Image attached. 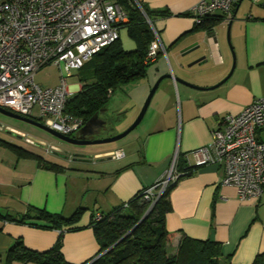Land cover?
<instances>
[{"label": "crops", "instance_id": "1", "mask_svg": "<svg viewBox=\"0 0 264 264\" xmlns=\"http://www.w3.org/2000/svg\"><path fill=\"white\" fill-rule=\"evenodd\" d=\"M198 1L143 0L152 12L150 22L164 47L147 68L145 93L164 73L175 76L200 71L207 74L194 80L203 89H192L170 79L158 84L145 111L147 117L135 147L109 143L93 152H84L87 158H73L82 165V177L78 178V185L72 179L69 187L64 182L66 191H61L59 172L40 168L34 159L18 158L13 150L0 143V214L19 217L29 205L69 216L65 212L68 191L80 193L89 213L84 212L74 224L78 229L63 232L61 251L68 262L81 264L96 255L99 246L89 226L93 213H106L154 185L165 176L175 152L176 169L181 161L184 169L188 163L193 165L188 152L210 142L211 130L221 126L224 115L236 114L255 98L264 96V3L240 12L242 0L234 8L236 13L230 24L232 58L224 34L229 20L222 19L212 28L196 27L189 13ZM124 28L119 31L122 47L126 51L134 50L135 42ZM202 39H206L203 47L181 54L183 48ZM202 56V63L187 67ZM232 65L230 76L216 85L227 76ZM139 107L140 104L134 106L135 113ZM116 149L123 150V157L109 156ZM49 154L43 157L55 163L57 156H61ZM187 169H178L180 176L169 191L171 210L164 219L166 229L175 233L168 243L169 251H175L185 234L219 242L222 254L230 256V264H251L258 252H264V193L258 200L239 199L233 186L221 184L224 168L216 163ZM58 235L57 229L0 218V264H4L5 253L14 240L21 239L28 248L44 251L54 244ZM9 264L34 263L13 261Z\"/></svg>", "mask_w": 264, "mask_h": 264}, {"label": "built area", "instance_id": "2", "mask_svg": "<svg viewBox=\"0 0 264 264\" xmlns=\"http://www.w3.org/2000/svg\"><path fill=\"white\" fill-rule=\"evenodd\" d=\"M237 2L199 0L190 15L195 25L214 15L229 20ZM146 21L153 32L144 58L150 64L164 47L147 16ZM127 22L128 14L117 0H0V107L39 120L61 134L75 133L84 122L64 113L68 99L78 90L67 86V77L118 39ZM47 65L61 70L60 83L54 87L34 81L36 72ZM34 107L39 110L37 117ZM188 153L193 165L187 167L222 165V185L233 186L241 200L260 199L264 193V96L236 114L224 115L221 126L211 130L210 142ZM123 155L122 149L109 153L116 159ZM176 157L177 152L165 176L141 192L143 200L152 204L180 176ZM101 217L95 214V220Z\"/></svg>", "mask_w": 264, "mask_h": 264}, {"label": "trees", "instance_id": "3", "mask_svg": "<svg viewBox=\"0 0 264 264\" xmlns=\"http://www.w3.org/2000/svg\"><path fill=\"white\" fill-rule=\"evenodd\" d=\"M117 1L128 14V22L123 27L136 47L131 51L124 50L118 37L94 53L77 70L75 74L80 88L68 99L64 113L79 118L84 123L106 107L117 87L144 77L151 64H145L144 58L153 38L145 15L152 20V12L147 9L143 0ZM236 5L237 3L234 8ZM222 19H225L222 15H214L196 27L212 28ZM1 142L13 150L18 158L34 159L40 168L54 172L64 170L63 166L46 160L40 154L3 140ZM177 166L178 169L183 168L186 171L189 169L187 166L184 169L182 161ZM174 182L167 185L152 210L142 220H140L142 215L150 206V202L142 199L141 192L144 189L127 201V207H124L123 203L106 213H101L102 217L98 220H95L96 213H93L89 226L99 248L93 260L81 264H230V256L222 254L221 244L210 238L198 239L182 234L175 251H169L168 243L175 233L166 229L164 218L171 210L169 191ZM80 211L78 209L72 215L63 216L61 213H51L28 205L26 213L19 217L9 213L0 214V218L5 220L27 223L37 228L59 230L54 244L44 251L28 248L21 239L14 240L5 253L4 264L13 261L74 264L68 262L62 254V238L66 229L79 228L74 224L80 219ZM251 264H264V252H258Z\"/></svg>", "mask_w": 264, "mask_h": 264}, {"label": "rangeland", "instance_id": "4", "mask_svg": "<svg viewBox=\"0 0 264 264\" xmlns=\"http://www.w3.org/2000/svg\"><path fill=\"white\" fill-rule=\"evenodd\" d=\"M262 3H264V0H243L240 5V12L241 11H247L251 6L252 7H260L262 6ZM239 12V13H240ZM148 24L149 22L146 21ZM125 29V28H124ZM227 32H228V26L224 29L225 38L227 41ZM121 40H122V32H121ZM124 43V42H123ZM228 43V41H227ZM230 44V45H229ZM229 48L231 51V55L233 58V51L230 46L232 45L231 42V27L229 29ZM152 66V64L149 65V67ZM60 77H61V70L55 66V65H47L45 67H42L40 70H38L34 76V81L36 84L42 86V87H54L60 83ZM145 78H141L140 80H137L136 82H131L129 84L121 85L115 89V91L111 94L110 99L108 103L106 104V107L100 111L99 118L103 122V126L99 128V130L91 132L90 133V139H103L106 137H110L116 134L121 133L126 128H128L129 125L135 120L137 117L150 89L146 92L145 86H143V83H145ZM142 83V86L141 84ZM155 83V82H154ZM153 83V84H154ZM80 83L78 82V79L75 75L67 77V86L73 88L75 91L78 89V85ZM153 86V85H152ZM151 86V87H152ZM150 87V88H151ZM251 103V102H250ZM248 103V105L250 104ZM136 104H140V107L137 111V113L134 112L133 108L136 106ZM247 106V105H246ZM147 110V109H146ZM38 107H34L33 109V116L37 117L38 114ZM147 114H144L143 118L141 119L140 123L131 130L127 135L122 137L119 140L108 142V143H97V144H86V145H74V144H68L65 142H62L55 138L54 136L50 135L46 131L39 129L31 124L25 123L23 121L5 116L0 113V124H2L3 127L0 128V140H5L12 142L17 145L23 146L25 149H30L41 156H45L46 153L49 154L52 152H47L46 148L47 146H56L62 150L67 151L68 157L65 158V156H57L58 161H56L60 166L64 167V174L63 172H59V190L66 191V185H64V182L67 183V186L69 187L71 184V179L78 185L79 177H82V172L80 168L82 167L79 162L72 160L73 157L70 156L72 153H77L83 155L84 152H93L95 149H98L101 147V145H107L109 143L114 144H122L124 147H135L134 143H136L137 136L139 135L141 131V127L143 123L146 120ZM10 127L14 133L7 132L6 128ZM122 128V129H121ZM18 133H23L24 136H30L33 139L41 140L44 142V146H39L35 143L29 142L26 140V138H21L18 136ZM74 134V133H73ZM0 143H2L0 141ZM113 145V144H111ZM7 155H12L8 151ZM48 160L51 158L50 154L46 155ZM12 157V156H10ZM64 160H69L70 163L68 164ZM94 161V160H93ZM64 162V163H63ZM83 173V172H82ZM159 189V188H158ZM157 189V190H158ZM69 197L66 204L65 212H68L70 215H72L76 210H81L79 216L85 212L89 213V211L85 208L83 199L81 198L80 193L77 194L76 192H73V190L68 191Z\"/></svg>", "mask_w": 264, "mask_h": 264}, {"label": "water", "instance_id": "5", "mask_svg": "<svg viewBox=\"0 0 264 264\" xmlns=\"http://www.w3.org/2000/svg\"><path fill=\"white\" fill-rule=\"evenodd\" d=\"M241 1L242 0H238L237 6L239 5V3ZM236 9H237V7H236ZM236 9L233 10L232 15H231V17H230V19L228 21V32H227V41H228V43H229L230 24H231V21H232L233 17L235 16ZM206 39H202L200 42H195V43L189 44L188 46H186L185 48H183L181 50V54L187 53V52L192 51L193 49H196V48L203 47V44H204V42H206ZM230 47L232 49V46H230ZM202 61H204V56L192 61L191 63H189L187 65V67H191L195 63H202ZM232 70H233V65H232L229 73L227 74V76L224 79H222L221 81H219L216 85L224 82L226 80V78H228L230 76ZM206 74H207L206 72H200V71L199 72L198 71L197 72H192V71H188V72H184L181 75H175V76H173L170 72L160 75L157 78V80L155 81V83L153 84V86L151 87V89H150V91H149V93H148V95H147V97H146V99H145V101H144V103H143V105H142L137 117L131 123V125H129L128 128H126L121 133L113 135V136H110V137H106V138H103V139H89V138H86L85 135H83L82 137H74L72 135L61 134L59 132H56V131L52 130L51 128H49L48 126H46L44 123L40 122L39 120L22 116L20 114H17L15 112H12V111L7 110V109L2 108V107H0V113L5 115V116H8V117L23 121V122L28 123V124H31V125L39 128V129H42V130L46 131L47 133H49L50 135H52L55 138H57L58 140H60L62 142H65V143H68V144L86 145V144L108 143V142H113V141L121 139L122 137L127 135L131 130H133L140 123L141 119L143 118V116L145 114V111H146V109L148 107V104L150 102V99H151L155 89L157 88L158 84L162 80L170 79V80H172V81H174L176 83L184 84L185 86H187L189 88H192V89L193 88L203 89L204 87H199L198 85H196L194 83V80L202 79V78L205 77ZM93 118H97V120L100 121V125L98 126V128L103 126V122L100 119H98L99 118L98 117V112H96L89 120H92ZM1 127H3L2 124H0V128ZM6 130L9 133H14L15 134V132L10 127H7ZM16 134H18V136H20L21 138L22 137L26 138V140L29 141V142L35 143V144H37V145H39L41 147L44 146V142L41 141V140L33 139L30 136H24L23 133L16 132ZM50 150H51L52 153H57V154L65 156V157H68V154H69V153H67V151L62 150V149H60V148H58L56 146H51ZM70 156L73 157L74 159L87 158V157H84L83 155L77 154V153H72V154H70ZM159 197H160V195H159ZM158 198L152 204H150V206L145 211V213L142 215L140 220H142L143 218H145L148 215V213L152 210V208L155 205V203L158 200ZM97 257H95V258H97Z\"/></svg>", "mask_w": 264, "mask_h": 264}, {"label": "flooded vegetation", "instance_id": "6", "mask_svg": "<svg viewBox=\"0 0 264 264\" xmlns=\"http://www.w3.org/2000/svg\"><path fill=\"white\" fill-rule=\"evenodd\" d=\"M100 111H98V117H99ZM99 125H100V121L97 120V118L88 120L74 134H72V136L82 137L83 135H85L86 138L90 139V136H89L90 133L99 130L98 128Z\"/></svg>", "mask_w": 264, "mask_h": 264}]
</instances>
